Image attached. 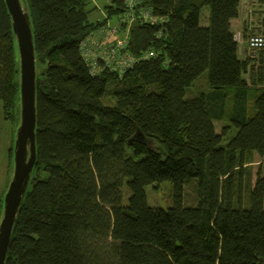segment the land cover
<instances>
[{"label": "trees", "instance_id": "trees-1", "mask_svg": "<svg viewBox=\"0 0 264 264\" xmlns=\"http://www.w3.org/2000/svg\"><path fill=\"white\" fill-rule=\"evenodd\" d=\"M24 1L37 67V160L6 264H264V173L254 176L247 159L264 157V50L238 56L231 22L240 0H135L132 11L111 0L93 23L91 0ZM131 13L126 52L135 63L123 73L102 64L93 74L82 42ZM261 28L264 35V20ZM204 72L207 90L186 99ZM0 101L6 118L20 113L4 0ZM192 179L198 204L187 207ZM164 181L173 186L168 209L146 194ZM2 208L0 200V217Z\"/></svg>", "mask_w": 264, "mask_h": 264}, {"label": "water", "instance_id": "water-1", "mask_svg": "<svg viewBox=\"0 0 264 264\" xmlns=\"http://www.w3.org/2000/svg\"><path fill=\"white\" fill-rule=\"evenodd\" d=\"M4 1L11 17L19 56L20 125L14 146V173L0 218V264H6L14 226L37 160V67L31 17L24 0Z\"/></svg>", "mask_w": 264, "mask_h": 264}, {"label": "rangeland", "instance_id": "rangeland-1", "mask_svg": "<svg viewBox=\"0 0 264 264\" xmlns=\"http://www.w3.org/2000/svg\"><path fill=\"white\" fill-rule=\"evenodd\" d=\"M111 0H91L89 4L90 9L94 11L90 15V20L93 22L100 16V12L96 7L104 9ZM208 8H204L201 14V24L208 25L205 17H208ZM118 17H113L109 20L111 25H118ZM257 33L260 34L262 28H257ZM259 57L264 58V53L259 54ZM208 88V72H204L194 83L192 87L186 89V99L195 98L205 92ZM104 104L114 105L115 101L112 99H104ZM224 126H230L228 117L223 121ZM20 125V113H14L8 119L3 110V103L0 101V200H4V197L9 188L10 182L14 173V146L16 133ZM221 123L217 124L218 130L222 129ZM235 130L232 129L230 133V138L234 137ZM247 159L251 161H256L255 159L261 160L259 166L256 164L250 165L249 168L253 169L256 173L257 168H261L264 171V157L257 158L254 155H247ZM185 193L183 204L187 207H195L198 204V181L195 179L189 180L185 185ZM146 194L148 196V201L151 206L168 209L173 203V186L171 182L164 181L159 185H154L146 188ZM247 194H245L246 197ZM249 207V197L247 196L244 200V208ZM1 218V217H0ZM1 220V219H0Z\"/></svg>", "mask_w": 264, "mask_h": 264}, {"label": "built area", "instance_id": "built-area-1", "mask_svg": "<svg viewBox=\"0 0 264 264\" xmlns=\"http://www.w3.org/2000/svg\"><path fill=\"white\" fill-rule=\"evenodd\" d=\"M130 11L134 10L137 4L135 0H125ZM133 13L120 18V25H111L109 23L98 27L81 44L83 58L88 62L91 72L97 74L100 67H106L123 73L130 68L135 59L126 52L130 38V26L133 20ZM145 21L155 23L157 20L149 13H141ZM127 24L123 29L122 24ZM247 45L250 51L264 50V35L259 33L250 34L247 38ZM154 56V53H149Z\"/></svg>", "mask_w": 264, "mask_h": 264}, {"label": "crops", "instance_id": "crops-1", "mask_svg": "<svg viewBox=\"0 0 264 264\" xmlns=\"http://www.w3.org/2000/svg\"><path fill=\"white\" fill-rule=\"evenodd\" d=\"M96 9L100 12V16L93 22H97L105 17L104 9L99 7H96ZM205 20H207V17H205ZM263 20L264 4L261 3L260 0H240L239 14L236 19L232 20L231 30L235 34V36L239 35V38L236 40L238 41V56L241 60H244L249 55L247 45L248 36L251 33L257 32V28H261V22ZM90 22L93 23L91 20ZM254 63L258 64V61H255ZM253 155L259 158L257 154ZM255 160L256 161L253 160L250 165L256 164L257 166H259L261 160ZM256 173L254 172V176H256ZM262 173H264V171Z\"/></svg>", "mask_w": 264, "mask_h": 264}, {"label": "bare ground", "instance_id": "bare-ground-1", "mask_svg": "<svg viewBox=\"0 0 264 264\" xmlns=\"http://www.w3.org/2000/svg\"><path fill=\"white\" fill-rule=\"evenodd\" d=\"M236 38L238 39L239 38V35H237Z\"/></svg>", "mask_w": 264, "mask_h": 264}]
</instances>
